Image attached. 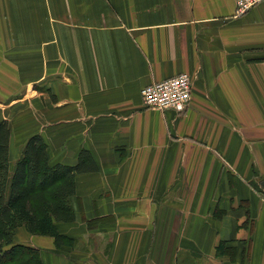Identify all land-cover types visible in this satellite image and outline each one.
I'll return each instance as SVG.
<instances>
[{
    "label": "crops",
    "instance_id": "1",
    "mask_svg": "<svg viewBox=\"0 0 264 264\" xmlns=\"http://www.w3.org/2000/svg\"><path fill=\"white\" fill-rule=\"evenodd\" d=\"M236 0H0L9 162L33 136L76 174L74 240L15 242L42 264H264V5ZM180 74L188 108L141 91ZM224 245L225 253L216 255Z\"/></svg>",
    "mask_w": 264,
    "mask_h": 264
},
{
    "label": "trees",
    "instance_id": "2",
    "mask_svg": "<svg viewBox=\"0 0 264 264\" xmlns=\"http://www.w3.org/2000/svg\"><path fill=\"white\" fill-rule=\"evenodd\" d=\"M10 129L0 122V264H42L40 252L30 245L16 243L15 231L24 228L33 236L54 240L57 247L70 246L71 238L62 235L58 223L75 219L71 198L75 195V176L95 170L87 151L79 154L74 166L50 164L47 146L39 136L26 142L21 157L10 168ZM225 253L224 245L216 255Z\"/></svg>",
    "mask_w": 264,
    "mask_h": 264
},
{
    "label": "built area",
    "instance_id": "3",
    "mask_svg": "<svg viewBox=\"0 0 264 264\" xmlns=\"http://www.w3.org/2000/svg\"><path fill=\"white\" fill-rule=\"evenodd\" d=\"M264 5V0H236L235 16H242L257 5ZM192 80L187 74L154 82L141 91L143 105L148 109H172L184 112L191 100Z\"/></svg>",
    "mask_w": 264,
    "mask_h": 264
},
{
    "label": "rangeland",
    "instance_id": "4",
    "mask_svg": "<svg viewBox=\"0 0 264 264\" xmlns=\"http://www.w3.org/2000/svg\"><path fill=\"white\" fill-rule=\"evenodd\" d=\"M17 160H18V159H17ZM17 160H16V161H17ZM16 161H15V162H16ZM15 162L12 163V164H10V168H11V169L14 167ZM9 163H10V162H9ZM26 235L33 236V235L28 234L24 228H18V229L15 231V236H16L17 238H24ZM14 241H15V237H14ZM73 244H74V243H73ZM73 244H71L70 246H73ZM56 247H57V246H56ZM57 248H59V247H57Z\"/></svg>",
    "mask_w": 264,
    "mask_h": 264
},
{
    "label": "water",
    "instance_id": "5",
    "mask_svg": "<svg viewBox=\"0 0 264 264\" xmlns=\"http://www.w3.org/2000/svg\"><path fill=\"white\" fill-rule=\"evenodd\" d=\"M262 185H263V188H264V183Z\"/></svg>",
    "mask_w": 264,
    "mask_h": 264
}]
</instances>
